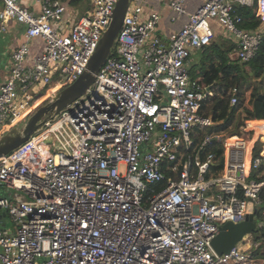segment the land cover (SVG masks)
<instances>
[{"label": "built area", "instance_id": "1", "mask_svg": "<svg viewBox=\"0 0 264 264\" xmlns=\"http://www.w3.org/2000/svg\"><path fill=\"white\" fill-rule=\"evenodd\" d=\"M198 1L188 11L169 0V20H185L163 38L159 10L129 0L94 81L0 155V189L10 190L0 194V264H261L259 239L239 244L249 233L221 254L211 240L248 213L264 231V135L253 137L256 118L238 134L206 131L209 87L188 65L213 19L234 41L230 58L249 61L263 28H242L236 8L254 7L264 23V0ZM116 2L0 0V35L24 25L0 81V136L86 69ZM33 39L42 49L30 55Z\"/></svg>", "mask_w": 264, "mask_h": 264}, {"label": "trees", "instance_id": "2", "mask_svg": "<svg viewBox=\"0 0 264 264\" xmlns=\"http://www.w3.org/2000/svg\"><path fill=\"white\" fill-rule=\"evenodd\" d=\"M81 0H69L71 4ZM236 13L240 15L239 25L247 30H256L260 21L254 16V7L237 6ZM255 55L247 62L239 63L229 56L234 46L232 37L223 39L213 36L212 40L203 45L196 54L192 55L199 63L197 75L200 80L209 87L206 99L204 100L201 112L209 116L215 125L206 129L208 132L227 130L231 134H238L240 126L245 118H256L250 124L253 137H261L264 134V85L254 83L247 85L251 76L263 78L264 81V28ZM225 41V42H224ZM190 72V70H189ZM191 73V72H190ZM192 74V73H191ZM245 86H247L245 88ZM245 88V89H244ZM249 88L248 104L243 108L244 118L240 119L236 110L244 99V91ZM232 89H234L232 91ZM235 96V103L231 104L230 99ZM263 142L256 145V152L261 148ZM206 151L213 152L217 159V165L222 162V147L218 143H211ZM264 201V188L261 190ZM254 239H259L261 245L254 251V255L264 264V231L254 229Z\"/></svg>", "mask_w": 264, "mask_h": 264}, {"label": "water", "instance_id": "3", "mask_svg": "<svg viewBox=\"0 0 264 264\" xmlns=\"http://www.w3.org/2000/svg\"><path fill=\"white\" fill-rule=\"evenodd\" d=\"M128 2L129 0H117L111 20L91 55L86 69L72 83L56 91L49 101L39 105L22 126H14L0 136V155L8 153L24 142L44 120L51 118L79 97L94 81L95 74L110 53ZM255 227L256 221L253 213H248L244 220L239 222L226 221L219 226L218 233L211 240V245L218 254L228 252L236 242L241 240L245 234L251 233Z\"/></svg>", "mask_w": 264, "mask_h": 264}, {"label": "rangeland", "instance_id": "4", "mask_svg": "<svg viewBox=\"0 0 264 264\" xmlns=\"http://www.w3.org/2000/svg\"><path fill=\"white\" fill-rule=\"evenodd\" d=\"M197 1V0H196ZM168 0H142V4L145 6V7H149V8H153V9H157V10H160V12H161V14L162 15H164V16H166L167 17V19H169V17H170V15L172 14V10H171V8H170V6H169V4H168ZM198 2V1H197ZM160 5H163L162 7H161V9H160ZM77 14H80V10H78L77 11ZM258 27H260V28H264V23H259V26ZM212 28H213V31H214V35H215V37L217 38V37H220V38H223V39H227V37L229 36V37H231V35L229 34V33H227V32H225V30H224V28L216 21V20H214L213 19V22H212ZM8 33H5V32H3L1 35L2 36H4V37H9L8 35H7ZM0 35V66L1 65H3L4 64V60L5 59H3V57H2V55H1V52H2V50H4V48H5V42H3V39H2V36ZM10 38V37H9ZM8 39V38H7ZM225 42V41H224ZM11 51L12 50H10V52H9V54L11 53ZM194 54H196V52L194 53ZM193 54V55H194ZM9 58V57H8ZM8 58H7V60H8ZM198 63H199V60L197 59V55L195 56V57H191L190 58V64L188 65V70H190V72L192 73H190V75L191 76H193V77H196V76H198L197 75V72H198V67H197V65H198ZM254 83H260V85H264V81H263V78L262 79H260V78H254V77H252L251 76V80H250V82L247 84V85H249V86H252ZM247 86H245V88H246ZM244 88V89H245ZM56 91H58V90H56ZM55 91V92H56ZM54 92V93H55ZM43 93V90H41L40 92H38V96H40L41 94ZM248 96H249V88H247L245 91H244V99H243V101H242V103H241V105L238 107V109L236 110V114L238 115V117H240V119H243L244 118V110H243V108L244 107H246V105L248 104V102H247V99H248ZM51 97H52V95L51 96H49V97H47L44 101H42V103H40L39 105H41V104H43V103H45L46 101H49L50 99H51ZM38 105V106H39ZM28 117V116H27ZM27 117L26 118H24L22 121H20L16 126H22V124L24 123V121L27 119ZM241 127V126H240ZM229 132V131H228ZM239 132H240V129H239ZM229 133H231V132H229ZM260 136H263V134H261ZM10 190L8 191V190H6V189H4V188H1L0 189V194L1 195H8L9 197H10ZM7 217V221H8V225L10 226V225H12V223H11V220H10V218H9V216L7 215L6 216ZM260 225H262L263 226V223H262V221L260 222ZM259 227V226H258ZM257 227V228H258ZM264 227V226H263ZM254 231V230H253ZM251 232V233H249L246 237H245V240H243L242 242H240L239 244L241 245V246H244V247H246L247 246V244H250V240H254V236H255V233L256 232ZM249 237V239H248V241H247V238Z\"/></svg>", "mask_w": 264, "mask_h": 264}, {"label": "crops", "instance_id": "5", "mask_svg": "<svg viewBox=\"0 0 264 264\" xmlns=\"http://www.w3.org/2000/svg\"><path fill=\"white\" fill-rule=\"evenodd\" d=\"M197 1L196 0H186L185 6H186L187 10L192 11L196 7V5L199 3V1L198 2ZM27 4L34 8L33 0H27ZM162 6L163 5H160V9ZM159 12H160V10H159ZM160 15H161V19H160V22L158 24V28L156 30V33L160 37H163V38H165L166 35L171 30L180 26L185 20V17L182 16L178 20H176L175 22H171L169 19H167L166 16L162 15L161 12H160ZM23 29H24L23 24L11 22L8 31L5 32V33H8L7 35L10 38L7 37L8 38L7 39L6 37L1 35L3 42H5V48H4V50H2L1 55H2L3 59H5V60L3 61L4 64L0 66V81H2L8 73L9 52L13 48H15L18 45V43L20 42V40L22 39ZM41 49H42V42L38 39H33L30 43V55H33V54L39 52ZM7 58H8V60H7Z\"/></svg>", "mask_w": 264, "mask_h": 264}, {"label": "bare ground", "instance_id": "6", "mask_svg": "<svg viewBox=\"0 0 264 264\" xmlns=\"http://www.w3.org/2000/svg\"><path fill=\"white\" fill-rule=\"evenodd\" d=\"M264 135V134H263Z\"/></svg>", "mask_w": 264, "mask_h": 264}]
</instances>
